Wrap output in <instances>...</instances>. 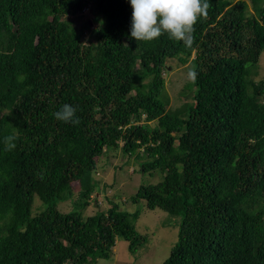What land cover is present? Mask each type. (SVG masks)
<instances>
[{
  "label": "trees",
  "instance_id": "16d2710c",
  "mask_svg": "<svg viewBox=\"0 0 264 264\" xmlns=\"http://www.w3.org/2000/svg\"><path fill=\"white\" fill-rule=\"evenodd\" d=\"M209 3L186 48L132 39L130 0H0V264H97L119 238L136 255L145 209L178 227L163 264H264V0ZM172 60L197 72L174 102ZM66 104L78 124L55 118ZM118 149L159 179L129 197L142 208L114 195L87 215Z\"/></svg>",
  "mask_w": 264,
  "mask_h": 264
},
{
  "label": "rangeland",
  "instance_id": "374dc122",
  "mask_svg": "<svg viewBox=\"0 0 264 264\" xmlns=\"http://www.w3.org/2000/svg\"><path fill=\"white\" fill-rule=\"evenodd\" d=\"M249 6L251 7V3ZM84 15L69 16L77 26L84 24L88 19L94 17V13L90 12L88 7L84 8L81 12ZM86 15V16H85ZM91 26L95 28L92 20ZM193 60V59H192ZM177 61H169L168 73L165 72V78L168 80L167 83V92L170 94L169 97L172 102L177 93L182 88V81L185 80V74L183 69L186 66L182 67L177 65ZM260 76H264V54L261 57L260 65ZM174 104V103H172ZM98 174L97 179L99 184L97 202H92L90 208L86 211L87 215L94 214L98 207L97 205H103V198L108 197L112 198L114 195L117 196L118 201L120 202V207L127 211H134L138 208H142V204H132L129 201V197L135 195L142 185L156 184L159 179L157 177L144 176L138 172V163L133 160V158H128L123 155L121 149L111 150L107 154L103 155L98 162ZM105 184L111 187V190L108 186V190L105 193ZM77 191V186H75ZM106 194V195H105ZM122 197L121 201L119 197ZM39 201V200H36ZM35 211L40 210V205H34ZM72 208L71 202H64L59 204L60 211L68 212ZM103 207L101 206L100 209ZM171 217L168 213L163 210H147L145 209L140 219L138 220L136 227L137 230L142 234H147L149 236V241L146 244L144 249H141L137 252L136 255H131L128 250V243L119 238L117 240V245L114 249V256L111 260H99L97 264H163V262L169 257L171 249L176 244L178 238V227H175L176 221H172L170 224L169 221Z\"/></svg>",
  "mask_w": 264,
  "mask_h": 264
},
{
  "label": "clouds",
  "instance_id": "9594fccd",
  "mask_svg": "<svg viewBox=\"0 0 264 264\" xmlns=\"http://www.w3.org/2000/svg\"><path fill=\"white\" fill-rule=\"evenodd\" d=\"M130 5L132 39L151 42L167 34L170 39L183 42L186 48L193 46L195 25L201 18H207L211 7L209 0H130ZM81 12L78 15H84ZM186 75L191 83L196 82L197 72L194 66L188 69ZM54 115L57 120L66 123H79L76 109L71 105L62 106ZM15 139V135L5 137L6 151L16 147Z\"/></svg>",
  "mask_w": 264,
  "mask_h": 264
},
{
  "label": "bare ground",
  "instance_id": "6f19581e",
  "mask_svg": "<svg viewBox=\"0 0 264 264\" xmlns=\"http://www.w3.org/2000/svg\"><path fill=\"white\" fill-rule=\"evenodd\" d=\"M106 195V194H105Z\"/></svg>",
  "mask_w": 264,
  "mask_h": 264
}]
</instances>
